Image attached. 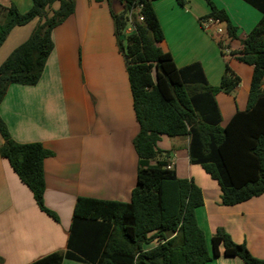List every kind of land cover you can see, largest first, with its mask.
<instances>
[{"label":"trees","instance_id":"obj_1","mask_svg":"<svg viewBox=\"0 0 264 264\" xmlns=\"http://www.w3.org/2000/svg\"><path fill=\"white\" fill-rule=\"evenodd\" d=\"M119 1L122 10L111 12V17L138 127L132 140L135 186L128 202L78 197L66 251L31 264H62L64 259L88 264H210L220 254L242 264H264L222 228L207 242L196 219L203 206L200 188L191 179L178 178L168 153L157 148L162 135L188 137L190 164L199 165L217 182L223 206L264 195V0H242L262 17L241 40L240 49L230 52L236 61L252 67V74L244 110H237L224 127L215 96L232 93L239 77L225 65L219 85L212 87L199 64L177 68L170 53L158 46L163 33L152 6L155 0ZM189 1L175 0L180 7ZM204 1L209 12L200 23L211 19L224 24L226 37L237 39V28L226 12L211 0ZM55 3L58 8L51 10ZM74 8V0H31L25 12L12 3L0 6V47L13 28L37 20L28 38L0 64V104L10 86L38 83L53 49L51 33L73 15ZM217 44L222 48L221 40ZM0 137V157L31 192L39 210L57 222L43 205V162L52 153L39 143L12 140L1 117Z\"/></svg>","mask_w":264,"mask_h":264},{"label":"crops","instance_id":"obj_2","mask_svg":"<svg viewBox=\"0 0 264 264\" xmlns=\"http://www.w3.org/2000/svg\"><path fill=\"white\" fill-rule=\"evenodd\" d=\"M74 2L73 15L51 33L55 44L52 40L53 49L38 83L10 86L0 104V117L12 140L39 143L52 153L43 162V205L58 218L56 222L39 210L31 192L0 157L1 264H31L48 254L65 252L78 197L128 202L135 186L137 157L132 140L138 127L124 59L103 4L107 1ZM212 2L237 28V39L230 40L224 33L214 38L216 29L223 30L224 24L200 23L209 12L201 0H190L184 7L175 0H155L152 6L163 33L158 46L170 53L177 68L199 64L212 87L219 85L225 65L239 77L232 93L215 96L220 126L224 127L237 110H244L252 74V67L236 61L230 52L240 49L241 40L262 15L242 0ZM11 3L20 12L31 6V0H0L5 8ZM56 5H52L53 10ZM110 7L114 13L122 10L119 0H111ZM36 22L10 31L0 47V60L10 41L11 50L18 47L15 40L23 38V43ZM59 34L69 41H56ZM74 46L78 48L77 58ZM188 144V137L162 135L157 148L168 153L178 178L191 179L200 188L203 206L196 211V219L206 240L222 228L234 243L244 244L253 257L264 260V195L223 206L217 182L210 180L199 165L190 164ZM62 264L88 263L64 259ZM210 264L242 262L220 254Z\"/></svg>","mask_w":264,"mask_h":264},{"label":"rangeland","instance_id":"obj_3","mask_svg":"<svg viewBox=\"0 0 264 264\" xmlns=\"http://www.w3.org/2000/svg\"><path fill=\"white\" fill-rule=\"evenodd\" d=\"M205 5H206V2L204 1V0H201ZM213 1V0H212ZM104 4V6H105V9H106V12H107V14H108V22H111L112 23V25H113V21H112V17H111V12H113L112 11V7H110V4H106V3H103ZM58 7H57V5L55 6V10L57 9ZM29 9V8H28ZM27 9V10H28ZM51 10H53V9H51ZM24 11H26V10H23L22 12H24ZM49 13V15L51 14V12L49 11L48 12ZM67 20V19H66ZM63 24V23H62ZM219 26H221V24L219 25ZM58 27V26H57ZM129 28V27H128ZM217 34V33H216ZM215 34V36H214V38L215 37H221L219 34H217L216 35ZM26 35H30V32H29V34H26ZM224 35V34H223ZM28 36H27V38H28ZM23 37V36H22ZM24 37H26V36H24ZM26 38V39H27ZM52 38V37H51ZM56 39V41H58L59 43H63L64 42V40H67V41H69V38H64V36H63V34H59V36H58V38H55ZM73 39V41H75V39L74 38H72ZM53 40V43L55 44V41H54V39H52ZM16 42V44L15 45H20L21 43H22V41H23V38H20V40H15ZM20 42V44H17V43H19ZM12 42L10 41V43L8 44V46L6 47V50L2 53V55H4L3 56V58L0 60V63H2L5 59H6V57L10 54V52L12 51L11 49V47H12ZM70 46V48L68 49V51H69V53H70V55L72 54V46H71V44L69 45ZM15 48L17 47V46H14ZM10 51V52H9ZM9 52V53H8ZM75 54L77 55V57H78V48H77V46H74V57H76L75 56ZM76 57V58H77ZM211 81V80H210ZM181 158V157H180ZM179 160V157H177V161ZM179 162H181V160L179 161ZM178 162V163H179ZM210 180H212V179H210ZM207 242H208V240H207Z\"/></svg>","mask_w":264,"mask_h":264},{"label":"built area","instance_id":"obj_4","mask_svg":"<svg viewBox=\"0 0 264 264\" xmlns=\"http://www.w3.org/2000/svg\"><path fill=\"white\" fill-rule=\"evenodd\" d=\"M138 19H139L140 21L142 20L141 17H139ZM201 24H203V26H208V25H215V24H217V22H216V21H213V20H211V19H208V20H206V21H201ZM131 30H132L131 27L127 28V29H126V33H130ZM216 33L219 34V35H221V34L223 33V32H222V29H221V28H217V29H216ZM169 168H170V167H168V169H169Z\"/></svg>","mask_w":264,"mask_h":264}]
</instances>
